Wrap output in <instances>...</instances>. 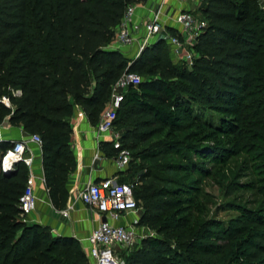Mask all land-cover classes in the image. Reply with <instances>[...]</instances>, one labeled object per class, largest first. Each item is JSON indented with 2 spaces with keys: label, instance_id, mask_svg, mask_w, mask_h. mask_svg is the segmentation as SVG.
<instances>
[{
  "label": "trees",
  "instance_id": "1",
  "mask_svg": "<svg viewBox=\"0 0 264 264\" xmlns=\"http://www.w3.org/2000/svg\"><path fill=\"white\" fill-rule=\"evenodd\" d=\"M143 1L0 0V123L8 117L9 124L40 136L45 184L56 209L67 203L66 182L76 168L70 145L74 108L95 125L111 85L126 69L142 79L127 88L114 120L116 129L125 128L123 146L177 130L183 117L193 121L197 110L209 111L219 117L217 131L240 137L224 150L247 153L264 174L259 0H199L203 5L196 11L206 25L191 66L174 61L163 38L133 59L109 48L126 6ZM101 144L106 154L113 151L110 142ZM11 146L0 142L3 152ZM188 146L203 158L216 153L214 147ZM27 176L23 163L0 171V264H91L76 238L53 236L49 227L21 219L18 199ZM262 188L264 194V183ZM133 193L143 207L136 224L154 228L156 235L122 251L123 264H264V205L239 207L226 222L190 226L185 212L191 200L180 187L140 184Z\"/></svg>",
  "mask_w": 264,
  "mask_h": 264
},
{
  "label": "built area",
  "instance_id": "2",
  "mask_svg": "<svg viewBox=\"0 0 264 264\" xmlns=\"http://www.w3.org/2000/svg\"><path fill=\"white\" fill-rule=\"evenodd\" d=\"M135 5L131 3L126 6L120 24L109 45L115 50L129 49L136 45L134 58L146 46L154 43L156 36L165 30L159 21V11H156L152 18L143 21L142 24L136 23L134 20ZM260 7L264 10V5H260ZM174 21L179 26L177 32L181 34V37L177 33L168 31L165 40L169 45L170 54L174 61H183L187 66H191L195 56L193 46L206 22L204 20L199 22L190 9L179 11L174 17ZM140 27H142V34L138 36L136 32L139 31ZM129 65L130 62H128ZM140 80L137 73L129 72L126 69L111 85L105 109L94 126L98 138L105 136L108 139L107 141L103 140V142L112 144L114 153L111 159L116 168L122 171L127 168L131 156L128 148L123 146L122 134L115 128L114 120L127 88L130 85L136 86ZM2 102L8 107L10 106L7 98H3ZM1 127L2 123H0ZM11 143L12 146L6 149L0 157V171H12L17 163H23L27 166L28 176L23 192L18 199V207L21 211V219L28 223L30 216L37 207L35 176L31 171L34 155L29 144L41 147L42 140L38 134H29L28 137ZM9 152L14 158L10 157L6 165L5 157L8 156ZM76 198L101 219L98 226L87 237V256L91 264H123L120 255L122 251H128L138 245L143 238L153 236L144 228L136 227L138 220L134 224L118 223L128 213L138 214L139 206L134 197L132 184L118 183L110 179L104 182L90 181L76 191ZM71 208L68 206V208L63 209L62 214L67 216Z\"/></svg>",
  "mask_w": 264,
  "mask_h": 264
},
{
  "label": "rangeland",
  "instance_id": "3",
  "mask_svg": "<svg viewBox=\"0 0 264 264\" xmlns=\"http://www.w3.org/2000/svg\"><path fill=\"white\" fill-rule=\"evenodd\" d=\"M259 5H264V0H259ZM194 15L199 22L203 21L199 12L194 11ZM195 113L193 121L183 117L179 129L165 130L128 148L130 162L124 177L117 182L132 184L134 188L140 184L180 187L191 200L185 212L190 226L207 219L226 222L238 214L239 207L257 209L264 205L260 162L244 152L234 155L226 152L224 149L232 147L240 137L217 131L219 117L214 112ZM118 130L123 134L125 128ZM190 144L202 149L214 147L216 153L203 158L186 149ZM142 212L140 205L139 217ZM136 227L156 235L155 229L148 225Z\"/></svg>",
  "mask_w": 264,
  "mask_h": 264
},
{
  "label": "crops",
  "instance_id": "4",
  "mask_svg": "<svg viewBox=\"0 0 264 264\" xmlns=\"http://www.w3.org/2000/svg\"><path fill=\"white\" fill-rule=\"evenodd\" d=\"M199 6V0H145L135 5L134 20L138 24L153 17L156 11L160 12L159 21L164 26L155 41L160 38L166 39L170 28L177 30L178 24L174 21L177 13L183 9H190L193 12ZM142 27L136 32L142 34ZM170 32V31H169ZM110 49H113L109 47ZM137 46L122 48L120 51L127 58H134ZM0 142H12L28 137V133L21 126L9 124L8 117L1 122ZM72 136L71 151L76 162V168L72 171L66 182L68 198L65 207L56 209L50 199L45 184V176L42 167L41 147L29 144L33 152V163L31 171L35 176V188L37 196V207L30 216L29 224L35 223L49 227L53 236H71L76 238L87 254V237L90 232L98 226L100 217L91 211L85 204L76 198V191L88 182H104L105 180L119 181L124 177L125 170L116 168L111 159L113 151L109 147V154L104 152L102 142L107 141V137L98 138L95 125L91 124L84 111L75 106L71 118ZM100 139V140H99ZM102 141V142H101ZM3 151L0 150V157ZM71 206L67 216L62 214V210ZM139 219L138 214L128 213L123 216L119 224H134Z\"/></svg>",
  "mask_w": 264,
  "mask_h": 264
},
{
  "label": "clouds",
  "instance_id": "5",
  "mask_svg": "<svg viewBox=\"0 0 264 264\" xmlns=\"http://www.w3.org/2000/svg\"><path fill=\"white\" fill-rule=\"evenodd\" d=\"M18 150H19V149H18ZM10 157H12V153H11V152H9V153H8V156L5 157V163H6V165H7V161H8V159H9ZM12 158H14V157H12Z\"/></svg>",
  "mask_w": 264,
  "mask_h": 264
},
{
  "label": "water",
  "instance_id": "6",
  "mask_svg": "<svg viewBox=\"0 0 264 264\" xmlns=\"http://www.w3.org/2000/svg\"><path fill=\"white\" fill-rule=\"evenodd\" d=\"M202 5H203V4H202V3H200L199 7L201 8V7H202ZM9 172H10V170H5L3 173H4V174H7V173H9Z\"/></svg>",
  "mask_w": 264,
  "mask_h": 264
}]
</instances>
